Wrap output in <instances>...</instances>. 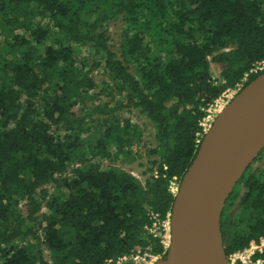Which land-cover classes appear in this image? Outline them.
Listing matches in <instances>:
<instances>
[{"label":"trees","instance_id":"trees-1","mask_svg":"<svg viewBox=\"0 0 264 264\" xmlns=\"http://www.w3.org/2000/svg\"><path fill=\"white\" fill-rule=\"evenodd\" d=\"M262 61L264 0H0V264L164 257L150 212L170 213L208 106ZM124 112L152 128L143 180L115 164L140 155ZM263 158L225 201L226 256L264 240Z\"/></svg>","mask_w":264,"mask_h":264},{"label":"water","instance_id":"water-1","mask_svg":"<svg viewBox=\"0 0 264 264\" xmlns=\"http://www.w3.org/2000/svg\"><path fill=\"white\" fill-rule=\"evenodd\" d=\"M264 148V71L219 112L183 174L170 211L172 244L155 264H228L225 201Z\"/></svg>","mask_w":264,"mask_h":264},{"label":"built area","instance_id":"built-area-1","mask_svg":"<svg viewBox=\"0 0 264 264\" xmlns=\"http://www.w3.org/2000/svg\"><path fill=\"white\" fill-rule=\"evenodd\" d=\"M264 68V61H262L259 65L252 69L253 72L259 71ZM245 79V78H244ZM242 88V84L236 85L233 89L226 90L221 96L211 103L207 110L206 115L200 121V125L202 127V131L198 132V136L200 139L197 142L200 143L204 134L209 130L211 127L214 119L219 114V112L228 104L231 98ZM233 92V93H231ZM171 191L176 193L178 189V184L175 182H171L170 185ZM150 218L152 219V225L150 226L149 230L154 235H158L161 237V242L164 247V251H167L171 244H172V231H171V224H170V213L166 216L165 219L159 220L156 213L150 212ZM264 248V240L261 239L259 243L250 242V244L242 250L235 251L229 255H227L228 264H262V260L260 259H253V256L256 251H261ZM152 255V254H150ZM153 261L159 260L160 255H152ZM127 261H132L134 263H141V264H150L146 262V253L140 254L136 252L130 256H122L117 258L114 263L111 260H108L107 263L109 264H124Z\"/></svg>","mask_w":264,"mask_h":264},{"label":"rangeland","instance_id":"rangeland-1","mask_svg":"<svg viewBox=\"0 0 264 264\" xmlns=\"http://www.w3.org/2000/svg\"><path fill=\"white\" fill-rule=\"evenodd\" d=\"M121 22L118 20H114L109 24V36H110V41L109 44L110 46L116 50L117 48V43H118V38L120 35V30H121ZM212 74L214 77H217L218 70L215 66H212ZM231 90V89H230ZM233 93V92H231ZM123 115L130 117L134 122H136L142 129H143V134H142V139L140 143L133 145L134 151L138 150L140 155L136 156L132 161H120L117 160L115 161V164L118 166H121L123 168H126L128 171H130L132 174L140 178L141 180L144 179V177L141 175V171L145 169L147 166L148 159L153 158L152 156L150 157L149 148L154 147V138L152 135V128L145 122V118L142 116H139L138 114L134 112H124ZM264 159V158H263ZM263 163V162H262ZM261 161H257V163L254 165H260L262 164ZM264 168V164L262 166ZM46 257L48 258V253L45 252ZM158 260V259H157ZM157 260L153 261V256L150 254L146 253V262L150 264H155Z\"/></svg>","mask_w":264,"mask_h":264},{"label":"flooded vegetation","instance_id":"flooded-vegetation-1","mask_svg":"<svg viewBox=\"0 0 264 264\" xmlns=\"http://www.w3.org/2000/svg\"><path fill=\"white\" fill-rule=\"evenodd\" d=\"M166 253H167V251H166ZM165 256H166V255H165ZM165 256H164V257H165ZM164 257H160V259H162V258H164Z\"/></svg>","mask_w":264,"mask_h":264}]
</instances>
